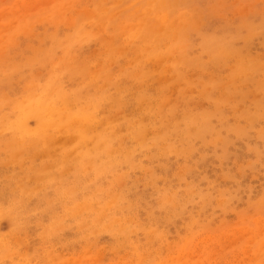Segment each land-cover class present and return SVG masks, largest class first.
<instances>
[{
  "label": "rangeland",
  "instance_id": "374dc122",
  "mask_svg": "<svg viewBox=\"0 0 264 264\" xmlns=\"http://www.w3.org/2000/svg\"><path fill=\"white\" fill-rule=\"evenodd\" d=\"M0 264H264V0H0Z\"/></svg>",
  "mask_w": 264,
  "mask_h": 264
}]
</instances>
